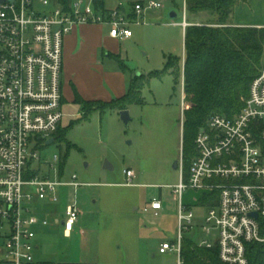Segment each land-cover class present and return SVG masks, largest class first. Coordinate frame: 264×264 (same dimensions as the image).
Here are the masks:
<instances>
[{"label":"built area","instance_id":"obj_1","mask_svg":"<svg viewBox=\"0 0 264 264\" xmlns=\"http://www.w3.org/2000/svg\"><path fill=\"white\" fill-rule=\"evenodd\" d=\"M97 0H15L0 5V240L4 264H38L35 259L36 228L49 221L34 213L35 200L57 202L59 188L79 186L73 177L65 182L51 178L60 163L42 157L62 127L63 51L65 37L77 25L102 24L113 38L133 36L131 23H139L144 11L162 9V1L135 4L133 15L118 8L96 6ZM188 1L182 0L181 26L186 29ZM184 113V98L182 102ZM197 154L188 176L183 156L178 183L170 185L178 203L179 234L161 244L159 252L182 256L184 233L192 230L195 213L185 203L188 190L205 195L218 191L214 205L207 207L203 231L216 234L207 248L218 247L226 264H249L248 246L264 245V58L252 81L244 106L233 117L213 115L195 139ZM125 185H134L135 173L125 170ZM162 203L154 199L144 211L155 215ZM257 213V217L254 214ZM77 204L69 205L62 221L70 235L80 220ZM60 221L57 220V223ZM264 260V256H263Z\"/></svg>","mask_w":264,"mask_h":264},{"label":"rangeland","instance_id":"obj_2","mask_svg":"<svg viewBox=\"0 0 264 264\" xmlns=\"http://www.w3.org/2000/svg\"><path fill=\"white\" fill-rule=\"evenodd\" d=\"M107 8L122 4L127 10L140 0H104ZM147 5L152 0H142ZM163 1L164 8L144 11L139 23H131L133 38L121 44L123 64L129 77L144 76V104L128 106L131 121L125 124L117 109L94 110L88 115L76 103L63 105L62 128L66 139L47 145L42 157L49 161L59 155L60 163L51 178L65 182L75 177L79 186H63L54 203L36 200L31 207L46 217L47 227H38L36 261L54 264H177L175 253H160L161 244L175 241L179 234L178 203L170 185L178 183L183 156L184 98L182 69L183 28L170 25L182 21V0ZM133 4V5H134ZM178 17L171 19L170 11ZM192 20L216 24L208 13ZM231 21L253 27L264 24V0L240 3ZM169 70L162 74L168 61ZM112 102V101H111ZM69 145H72L69 147ZM178 161V168L174 163ZM106 162L111 166L105 168ZM135 171L127 186L125 170ZM202 190H188L185 203L195 213L192 230L184 238L196 244L216 234L203 231L207 206L201 204ZM162 203L158 215L145 212L149 202ZM77 204L80 220L67 236L62 221L69 205ZM59 220V224L56 221ZM0 240V260L2 259Z\"/></svg>","mask_w":264,"mask_h":264},{"label":"trees","instance_id":"obj_3","mask_svg":"<svg viewBox=\"0 0 264 264\" xmlns=\"http://www.w3.org/2000/svg\"><path fill=\"white\" fill-rule=\"evenodd\" d=\"M68 5L71 0H62ZM248 0H189L188 13L215 15L216 24L190 25L186 28L183 68L175 76L184 79V136L183 161L187 177L197 154L195 139L202 127L216 114L233 117L244 106L252 81L257 77L264 58V27L235 26L230 23L236 7ZM104 8V1L97 0ZM168 61L164 71L172 66ZM144 76L133 78L129 91L120 98L106 103L86 101L76 94L75 102L85 115L94 110H124L132 104H144L142 88ZM67 130L60 128L55 142L66 139ZM72 145H69L71 147ZM60 158V173L64 168ZM218 191L204 195L202 204L214 205ZM249 264H264V245L248 246ZM182 256L185 264H226L219 257L218 247L207 248L191 240H183ZM0 264H4L0 260ZM41 264H54L43 262Z\"/></svg>","mask_w":264,"mask_h":264},{"label":"crops","instance_id":"obj_4","mask_svg":"<svg viewBox=\"0 0 264 264\" xmlns=\"http://www.w3.org/2000/svg\"><path fill=\"white\" fill-rule=\"evenodd\" d=\"M138 3L144 4L145 2L142 0L135 2V4ZM133 4L129 10H127V8H125L122 4L118 6V9H120L127 15L132 16L133 7L135 5ZM104 8L109 9L107 8L105 1H104ZM171 11H175V10H171ZM198 17H200V15L196 14L192 18L198 19ZM188 20L191 23V25L194 24L201 25V23H198V21L192 20L190 15H188ZM180 23L181 22L173 21L170 23V25L182 27ZM230 23L235 26H242L232 21H230ZM253 27H264V24H258ZM185 32L186 29L183 28L184 38H185ZM132 38L133 36L126 40H120L118 38L111 37L109 34V27L107 25H102V24L77 25L73 29V31L65 37V41H64V51H63L64 62H63V74H62L63 105L67 103H76L75 102L76 94H78L82 99L86 101H102L106 103H109L114 99L120 98L125 94H127L130 88V84L133 80V77H129L127 69L123 64L124 58L122 56L121 44L130 41ZM183 52H184L183 57L181 59L183 61L182 68L185 59V46ZM183 86H184V79H183ZM128 169H132V168H128ZM134 185L136 184L134 183ZM204 205L207 207L209 206V204H204ZM40 217L46 218L43 216ZM38 227L44 228L47 226H38ZM63 230H64V226H63ZM38 239L39 238L37 233L36 236L37 249L35 253H38L40 249V246L38 245ZM36 262L38 264L43 263L41 261H36Z\"/></svg>","mask_w":264,"mask_h":264},{"label":"water","instance_id":"obj_5","mask_svg":"<svg viewBox=\"0 0 264 264\" xmlns=\"http://www.w3.org/2000/svg\"><path fill=\"white\" fill-rule=\"evenodd\" d=\"M15 0H0V5L5 3V2H14ZM170 18L174 19L177 18V14L175 13V11H171L170 12ZM120 115H121V119L124 121V123L127 125L129 124V122L131 121V117H130V112L128 109H124L120 111ZM54 143V139H50L48 141V144H53ZM105 168L106 169H110L111 166L109 165L108 162H106L105 164ZM174 168L177 169L178 168V161H176L174 163ZM255 217H257V213L254 214Z\"/></svg>","mask_w":264,"mask_h":264}]
</instances>
